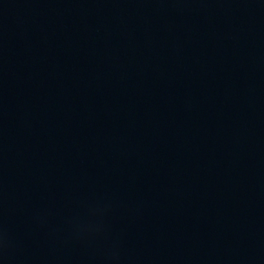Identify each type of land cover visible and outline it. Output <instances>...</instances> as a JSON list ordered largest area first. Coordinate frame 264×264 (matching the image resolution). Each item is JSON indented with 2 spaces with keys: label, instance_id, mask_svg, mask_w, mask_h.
I'll use <instances>...</instances> for the list:
<instances>
[{
  "label": "water",
  "instance_id": "obj_1",
  "mask_svg": "<svg viewBox=\"0 0 264 264\" xmlns=\"http://www.w3.org/2000/svg\"><path fill=\"white\" fill-rule=\"evenodd\" d=\"M0 264H264V0H0Z\"/></svg>",
  "mask_w": 264,
  "mask_h": 264
}]
</instances>
